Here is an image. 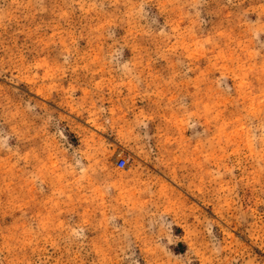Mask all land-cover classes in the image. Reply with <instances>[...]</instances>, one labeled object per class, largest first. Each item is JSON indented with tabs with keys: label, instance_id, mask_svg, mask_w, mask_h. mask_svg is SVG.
<instances>
[{
	"label": "rangeland",
	"instance_id": "1",
	"mask_svg": "<svg viewBox=\"0 0 264 264\" xmlns=\"http://www.w3.org/2000/svg\"><path fill=\"white\" fill-rule=\"evenodd\" d=\"M0 264H264V0H0Z\"/></svg>",
	"mask_w": 264,
	"mask_h": 264
},
{
	"label": "built area",
	"instance_id": "2",
	"mask_svg": "<svg viewBox=\"0 0 264 264\" xmlns=\"http://www.w3.org/2000/svg\"><path fill=\"white\" fill-rule=\"evenodd\" d=\"M124 165V159H119L118 160V166L122 167Z\"/></svg>",
	"mask_w": 264,
	"mask_h": 264
}]
</instances>
